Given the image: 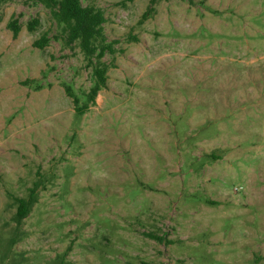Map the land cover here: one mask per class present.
I'll return each instance as SVG.
<instances>
[{"label":"rangeland","instance_id":"obj_1","mask_svg":"<svg viewBox=\"0 0 264 264\" xmlns=\"http://www.w3.org/2000/svg\"><path fill=\"white\" fill-rule=\"evenodd\" d=\"M150 1L82 0L119 42L83 116L80 43L44 4L3 6L0 264H264V0Z\"/></svg>","mask_w":264,"mask_h":264},{"label":"trees","instance_id":"obj_2","mask_svg":"<svg viewBox=\"0 0 264 264\" xmlns=\"http://www.w3.org/2000/svg\"><path fill=\"white\" fill-rule=\"evenodd\" d=\"M13 0H0V22L2 15V8L7 3ZM36 3H41L50 8L56 19L67 27L68 42L70 45L79 42L89 64L93 67V74L95 78L94 86L87 96V103L80 105V100L72 94L70 89H67V94L73 99L75 111L78 115H85L96 103L99 93L108 87V65L103 61L107 55H115L118 53L116 45L119 43L109 42L105 34L104 25L107 23L105 12L95 6L85 7L82 0H29ZM134 1V0H128ZM159 0L150 1V11L154 10L155 5ZM169 1V0H166ZM192 2L193 0H189ZM149 12L144 14L147 19ZM40 25L39 20H33L28 24V30L34 32ZM8 29L12 31L15 38L19 36L22 31L20 21L12 17L8 22ZM49 45V39L44 36L34 43V47L44 50ZM24 85H29L25 82ZM34 193V192H33ZM33 195L29 198H19L17 222L21 224L26 219L34 205ZM154 239L163 241V238L154 236Z\"/></svg>","mask_w":264,"mask_h":264}]
</instances>
